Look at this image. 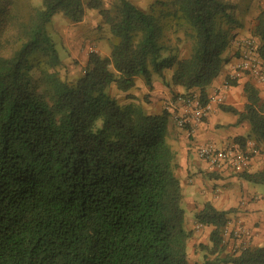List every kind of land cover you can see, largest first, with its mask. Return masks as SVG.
<instances>
[{"label":"trees","instance_id":"obj_1","mask_svg":"<svg viewBox=\"0 0 264 264\" xmlns=\"http://www.w3.org/2000/svg\"><path fill=\"white\" fill-rule=\"evenodd\" d=\"M87 8L109 24L111 51L90 52L70 79L47 25L58 12L80 22ZM234 8L229 0H156L149 10L131 0L112 8L102 0H0V264H264V245L225 252L228 210L211 202L194 214L213 229L192 263L167 138L171 113L107 92L114 83L129 90L137 76L152 88L159 74L169 87L199 88L205 100L229 60ZM169 24L191 39L186 55L164 40ZM252 34L264 61V8ZM246 92L243 111L222 108L250 121L259 146L264 98L250 84ZM240 174L264 183V169Z\"/></svg>","mask_w":264,"mask_h":264},{"label":"crops","instance_id":"obj_2","mask_svg":"<svg viewBox=\"0 0 264 264\" xmlns=\"http://www.w3.org/2000/svg\"><path fill=\"white\" fill-rule=\"evenodd\" d=\"M250 21H243L239 28L234 31V39L227 53L229 60L226 62L222 72L207 87L206 99L216 93L224 94L225 99L222 104H214L212 110L199 123L192 132L188 127H179L171 113L172 125L168 128L167 138L175 153L177 166L175 174L179 178L183 190V206L185 208L184 225L192 231L189 239V248L192 250L194 258L200 256L197 251L200 243L209 241L212 225L201 224L198 226L194 214L204 207L206 202H211L216 208L228 210V226L235 228L244 225L251 229V236L247 239V244L252 246L264 245V183H255L244 178L240 172H236L231 166H225L220 170L211 169L207 162L198 155V148L205 144H213L216 147H225L231 141L243 140L248 137L245 147L249 150V163L246 167L248 172H257L264 169V144L252 148L248 141L251 135V123L248 119L241 118L239 113L227 111L222 105L236 107L240 112L248 102L246 86H254L259 95L264 98V81L257 80L247 72H242L237 76L235 64L239 58L237 39L252 34L253 24ZM103 54L109 55L110 51ZM138 78V79H137ZM137 79V80H136ZM232 79L235 84L227 81ZM135 85L126 91V95H135V89H141L143 93L151 94L153 103H158L153 107L146 105L145 110L149 113H162L159 106L171 102L176 93L192 92L199 95V88L187 91L181 86L169 87L162 81L159 74L154 75L153 87L146 85L144 78L137 76ZM137 91V90H136ZM132 101L133 98H130ZM244 142V141H243ZM234 240L231 238L225 247V252L233 250Z\"/></svg>","mask_w":264,"mask_h":264},{"label":"rangeland","instance_id":"obj_3","mask_svg":"<svg viewBox=\"0 0 264 264\" xmlns=\"http://www.w3.org/2000/svg\"><path fill=\"white\" fill-rule=\"evenodd\" d=\"M23 1H30L34 4H39L41 2V0ZM115 1L116 0H102L103 7L112 8ZM131 1L146 10H149L152 3L156 2V0ZM229 1L235 4V16L239 20V24H234L233 33L241 26L242 20L250 21L249 24L255 25L259 12L264 8V0ZM47 30L56 42V46L62 60V66H60L61 75L70 79L76 78L83 73L88 54L91 52V47H95L98 50L97 52L102 54L105 51H111L109 40V37L111 36L110 26L103 20L99 8H87L86 14L80 22H72L61 12H58L48 23ZM164 40L171 47H173V49H176L182 56L186 55L191 47V39L185 35L184 30H176L172 24L165 27ZM229 50L230 47L227 48L225 53H228ZM166 74L169 76L170 71H167ZM107 92L116 96L120 102H130V98H134V102L139 105H143L145 103L150 107H154L158 103V101L153 103L154 99L150 97L151 94L143 93L141 89H135V95L128 96L126 95L128 92L126 93V91L118 89L115 83L107 87ZM143 109L145 110L144 106ZM159 109L162 111L164 109H168L167 104H162L159 106ZM172 122V118H170L168 123L169 129L171 128ZM197 249L198 250H196V252H201L199 247ZM190 257L192 259V263L199 258V256L194 258L191 249Z\"/></svg>","mask_w":264,"mask_h":264},{"label":"built area","instance_id":"obj_4","mask_svg":"<svg viewBox=\"0 0 264 264\" xmlns=\"http://www.w3.org/2000/svg\"><path fill=\"white\" fill-rule=\"evenodd\" d=\"M239 58L235 64L237 76L247 72L259 81H264V61L259 51V40L253 34L237 39ZM90 51H98L91 47ZM228 83V81H227ZM225 96L216 93L203 100L199 95L176 93L167 108L172 110L173 118L179 127H188L189 132L203 121L205 116L212 110L214 104H222ZM248 144L255 148V141L249 140ZM198 155L204 159L211 169L220 170L225 166H231L236 172H243L249 163V150L238 141H231L225 147H216L213 144H205L198 148ZM201 223H198L200 226ZM251 229L238 225L231 228L228 225L223 231V242L225 244L233 238V250L242 249L247 246V239L251 236ZM232 250V251H233Z\"/></svg>","mask_w":264,"mask_h":264}]
</instances>
